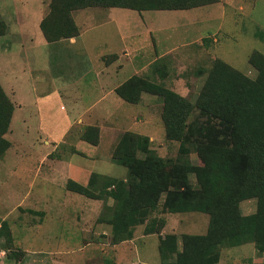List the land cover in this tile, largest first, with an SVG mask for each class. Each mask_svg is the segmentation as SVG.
<instances>
[{"label":"rangeland","instance_id":"374dc122","mask_svg":"<svg viewBox=\"0 0 264 264\" xmlns=\"http://www.w3.org/2000/svg\"><path fill=\"white\" fill-rule=\"evenodd\" d=\"M49 1H12L17 10L29 20L25 22L28 26V28L25 26V32L31 27L29 22L35 19L40 9L47 14ZM223 1L185 11L184 14L190 15L194 24H191L189 18L186 20L176 18L175 21L171 19L181 25L182 23L187 26L194 25L187 31L181 26L175 34L180 37L186 36L188 39L198 34L201 36L213 34L218 41L213 42L215 44L212 49L210 44L211 50L206 57L204 56V59L209 60L203 59L205 62L203 67L208 68L213 61L210 56L215 55L250 78H254L256 70L249 64L248 57L254 50L264 54V0H231V7ZM14 6L11 5L12 8ZM31 29L30 34L34 38V31L39 33V28L35 26ZM104 29V24L86 28L88 36L82 34L84 43L77 42L71 47L65 41L41 45L34 39L33 43L29 44L30 53L25 60L26 66L29 67L27 70L29 75L25 76L23 82L17 83L19 92L15 87L13 92L8 94L13 106L14 103L19 106L24 102L22 110L27 117V127L24 128L25 125L22 127L17 108L10 135L12 146L0 157V222L3 220L7 222L10 233L9 243L0 236V249L5 251V255L0 257V264H161L158 252L161 237L174 233L180 244L182 234H202L207 229V214L196 211L168 213L162 211L160 202L158 208L149 215V218L156 219L154 228H159L161 221L164 220L159 231L146 233L145 222L134 227L130 240L114 243L111 224L101 219L108 211L107 207L112 204V198L92 199L66 188V181L69 178L86 184L88 174L93 171L125 178L126 168L113 162L111 156L119 139L126 132L146 136L149 140L148 149L154 155L164 158L167 163L170 160L177 161L179 156V142L167 137L166 111L162 96L152 94L160 101L148 109L142 107L141 102L137 104L123 102L131 110L139 109L138 114L135 113L139 119L137 123L116 122L115 130L104 128V122L102 127H99L101 122L98 119H101L103 102L89 108L100 94L98 87L89 83V79L95 80L93 74L91 75L92 71L95 74V70L91 69L90 73L82 75L87 70L77 69L76 66L74 68L71 63L84 62L85 53L82 52V45L87 46V50L85 46L83 49L89 53L84 64L95 67L99 63V59L94 61L96 57L99 58L100 53H106L105 49L114 46L113 43L107 42L109 34H113L115 30L114 27L108 25L105 31ZM112 41L116 46H120L116 37H113ZM185 71L182 78L192 88L185 97L195 106L205 76L198 81L190 75L192 69ZM36 77L39 78V82H36ZM43 77L45 81L40 82ZM68 86L74 90L70 96L64 90ZM56 87L59 88L58 96H67L61 97V103L56 101L53 92ZM142 93L145 98L151 94ZM40 94L51 96L49 100L51 105L43 109L46 113L44 118L36 115L37 105L33 101ZM61 110L66 111L67 122H63ZM188 114L186 117L189 119L196 117L205 119L199 109L194 107ZM79 115L83 118L77 122ZM123 120L130 121L129 118ZM40 121L43 122L42 127ZM69 122L70 127L62 141L55 142L57 140H53V137L50 139L60 126H67ZM88 125L98 128L96 145H91L80 138ZM137 155L144 156L141 152H137ZM188 157L195 165L203 163L199 152L190 151ZM69 166L72 173L67 171ZM190 179L195 182L193 175H190ZM255 207L254 198L240 202V210L244 215L253 213ZM255 251L252 243L230 248L222 247L217 264L250 263L254 260ZM11 253L15 258L7 260Z\"/></svg>","mask_w":264,"mask_h":264},{"label":"trees","instance_id":"16d2710c","mask_svg":"<svg viewBox=\"0 0 264 264\" xmlns=\"http://www.w3.org/2000/svg\"><path fill=\"white\" fill-rule=\"evenodd\" d=\"M217 1L50 0L41 28L48 41L75 36L78 29L72 11L86 6L185 9ZM4 31L0 18V35ZM248 62L256 70L254 78L215 58L203 70L205 79L195 106L185 96L139 76L115 88L130 103H137L141 92L162 96L167 137L179 142V156L177 161L167 163L148 149L146 136L126 132L111 156L113 162L126 168L125 178L93 171L86 184L71 178L66 181L68 190L88 198H112L101 219L111 224L114 243L130 240L134 227L145 222L146 233L159 231L164 220L154 228L156 219L149 215L161 202L162 211L168 213L196 211L208 215L205 233L182 234L180 244L174 233L160 238L161 264H216L222 247L245 243H253L257 252L264 253V54L254 50ZM192 107L199 109L205 119L187 118ZM13 110L0 85V157L10 146L4 134ZM97 133L96 126L88 125L80 138L96 145ZM190 151L201 153V165L191 163ZM250 198L256 200L255 211L244 215L240 202ZM0 223V236L9 243L7 222ZM13 258L12 253L7 256V260Z\"/></svg>","mask_w":264,"mask_h":264},{"label":"crops","instance_id":"0c3cea01","mask_svg":"<svg viewBox=\"0 0 264 264\" xmlns=\"http://www.w3.org/2000/svg\"><path fill=\"white\" fill-rule=\"evenodd\" d=\"M12 1L14 0H0V18L5 24V31L0 35V85L7 95L9 93H12L15 87L17 89V92H19V86H17V83H19V81L20 83L23 82L25 76L29 75V73L27 72L29 67L26 66L25 60L30 53L28 51L29 44L33 43L34 39H37L41 45L43 43L52 44L56 41H65L68 43V46L71 47L72 44H75L77 42L84 43L85 40H82V38H84L82 37V34L83 36H88L86 34V28H92L96 25L104 24L105 31L108 25L114 27L115 30L113 31V34H109V38L107 40V42H109L110 44L113 43L114 46L108 47L107 50L105 49L106 53H100L99 58L96 57L94 61L96 62L97 59H99V63H97L95 67L93 65L87 66V64H84L85 60H87L89 56V53L85 51L87 50V46L85 45H82V52L85 53L84 62L82 63L80 61L71 64H73L72 66L74 68L76 66L77 69H86L87 71L82 75L90 73L91 69L95 70V74L93 73V71L91 72V75L93 74L95 80L89 79V83H92L93 85L98 87L100 94L96 102L91 104L89 108L103 102L102 113H100L101 119H98L101 122V124H99V127H102V122H104V128L115 130L114 124L116 122L128 121L132 124L139 121L138 115H136L138 114L139 109L134 108L131 110L130 108H128L123 103L127 101H125L115 92V88L130 77L139 76L151 82L162 84L163 86L179 93L182 96H187L188 93L192 90L191 85L189 86L188 82L184 81V79L182 78V76H184L186 73L185 69H192L190 75H193V79L195 80L199 81L202 77L204 78V56L206 57L207 54H209V50L213 48L214 44L218 40L213 37V34L207 36H201L198 34L191 39H188L186 36H181L183 37L181 38L180 36H177L175 34V31H177L181 26L184 31H187L190 30L194 25L187 26L184 23H182L181 25L179 22L174 21L176 18H179L180 20H186L187 18H189L191 24H194L193 20L189 17L190 15L184 14L185 11L210 6L221 2L222 0L185 9L136 10L120 6H86L72 11V18L78 29L77 35L67 38H60L54 41H48L43 34L41 22L46 15V13L44 14L43 9H40V12H37L36 14L37 16L35 17V19L29 22L32 28H34L35 26L38 27L39 33L41 34L40 37L39 33L37 31H34L35 36L33 38L30 34V31H32L31 27L29 28L31 30L28 29V31L26 32L24 30L26 29V27L28 28L27 23L25 25V22H27L28 19L25 15L21 14L20 10H17L18 8L12 4ZM223 2L230 7L232 6L231 0H224ZM11 5L14 6V8H12ZM240 9H242L241 6ZM208 12L209 11L207 10L206 13ZM77 14H79L78 17ZM96 17L98 18V20H93ZM171 19H174V21H171ZM113 37H116V40H118L117 43L118 45H120L119 47L116 46L115 42L112 41ZM210 44L212 45L211 49H209ZM84 46L85 50L83 49ZM65 48L67 47L65 46ZM213 56H210L213 60L215 58H218L215 55ZM208 60L209 59L206 58L204 59V61ZM122 74H126V76H123ZM50 77L52 80V73L50 74ZM204 79L202 80V84ZM35 80L36 82H39V78L36 77ZM44 81L45 78L43 77L40 82ZM85 82L88 83L87 81ZM67 85L68 84H66V86ZM92 88L94 87L92 86ZM196 88L197 87H195L194 91H196ZM64 90L69 93L68 96H70L74 91L69 86L65 87ZM53 92L56 95V101H59V103H61L62 98L67 97H64L63 95H57L59 94L58 87H56V90H54ZM49 95L50 94H40L33 100L37 105L35 110L36 115L41 116L42 118L46 116V113L43 111V109L46 106L51 105L49 103V100H51V96ZM159 101L160 100L157 99V96L155 95L150 94L148 98H145L142 93L140 94V100L138 102H141L142 107L148 109L158 104ZM23 105L24 102L19 106L14 103V110L8 126V130L4 134V137L10 142V146L7 148L4 155L12 146L10 135L12 130L13 118L17 108L20 112L22 127L23 125H25L24 128L27 127V117L22 110ZM61 112L63 114V122H67L66 111L61 110ZM82 118L83 116L79 115L77 117V122L81 121ZM124 118H129L130 121L123 120ZM39 124L42 127L43 122L40 121ZM69 124L70 122L67 126L65 124H63L65 126H60V129L53 135H51L50 139H52L51 137H53V140H57L55 142H58L60 140L62 141V138L65 136L70 127ZM67 171L72 173L71 166H69ZM88 175H90V173ZM263 262L264 254L255 251L254 260H252V262L250 263L245 264H259Z\"/></svg>","mask_w":264,"mask_h":264},{"label":"built area","instance_id":"2783aa9c","mask_svg":"<svg viewBox=\"0 0 264 264\" xmlns=\"http://www.w3.org/2000/svg\"><path fill=\"white\" fill-rule=\"evenodd\" d=\"M5 255V251L3 249H0V257Z\"/></svg>","mask_w":264,"mask_h":264}]
</instances>
